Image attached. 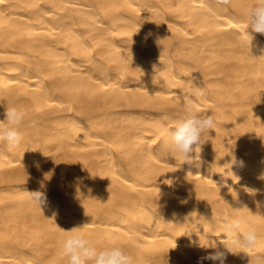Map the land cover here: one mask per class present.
Listing matches in <instances>:
<instances>
[{
	"label": "bare ground",
	"instance_id": "6f19581e",
	"mask_svg": "<svg viewBox=\"0 0 264 264\" xmlns=\"http://www.w3.org/2000/svg\"><path fill=\"white\" fill-rule=\"evenodd\" d=\"M255 3L0 0V120L6 107L24 113L22 144H0V264H67L63 230L74 227L148 264H219L201 259L217 250L224 264L264 259ZM189 100L215 120L198 169L165 142ZM243 206L262 239L234 255L221 228Z\"/></svg>",
	"mask_w": 264,
	"mask_h": 264
},
{
	"label": "clouds",
	"instance_id": "9594fccd",
	"mask_svg": "<svg viewBox=\"0 0 264 264\" xmlns=\"http://www.w3.org/2000/svg\"><path fill=\"white\" fill-rule=\"evenodd\" d=\"M217 3L228 6L231 0H217ZM246 19L248 29L264 35V0H256L255 4L247 8ZM240 35L250 47L248 32H241ZM160 41H158V44ZM260 58L264 59V57ZM182 109L184 115L175 119L173 127L165 136V142L174 158L181 161L182 164H195L198 169L200 164L196 161H199L200 151L198 149L201 146V138L205 132L215 128V120L212 115L203 116L195 113L194 105L190 100L182 105ZM4 116L5 118L0 120V144L7 146L9 149L18 147L24 139L20 130V126L24 121V113L15 107H6ZM194 153L195 155H193ZM232 163H235V157H233ZM231 174L233 175L232 172ZM261 178L264 179V176ZM27 194L29 199L38 205L40 209L42 204L46 202V196L40 191L27 192ZM252 194L255 195L254 192ZM235 209L237 210L236 214L225 219L222 224L221 230L226 237L225 239L229 241L228 244L223 246L231 254L237 255L234 251L236 248L241 249V253L246 254L248 250L257 246L262 237L252 227V221L249 217L240 211L241 209H248L247 206ZM63 231L66 236L61 247L67 256V264H148L147 261L129 254L121 246L98 248L83 233V227H74L71 230ZM212 248H216V246ZM225 258V252L217 250L201 259L219 261V264H224ZM249 264H264V259L250 258Z\"/></svg>",
	"mask_w": 264,
	"mask_h": 264
}]
</instances>
